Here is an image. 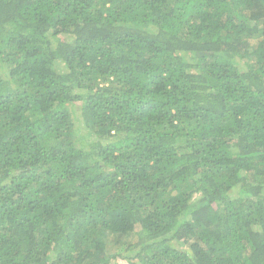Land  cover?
I'll return each instance as SVG.
<instances>
[{
    "label": "trees",
    "instance_id": "16d2710c",
    "mask_svg": "<svg viewBox=\"0 0 264 264\" xmlns=\"http://www.w3.org/2000/svg\"><path fill=\"white\" fill-rule=\"evenodd\" d=\"M118 258L264 264V0H0V264Z\"/></svg>",
    "mask_w": 264,
    "mask_h": 264
},
{
    "label": "rangeland",
    "instance_id": "374dc122",
    "mask_svg": "<svg viewBox=\"0 0 264 264\" xmlns=\"http://www.w3.org/2000/svg\"><path fill=\"white\" fill-rule=\"evenodd\" d=\"M181 244L182 245L178 244V246H180L182 249L188 248V244L187 245L186 244H183V243H181ZM113 264H128V262L125 259L123 260V258H118L115 261L113 260Z\"/></svg>",
    "mask_w": 264,
    "mask_h": 264
}]
</instances>
